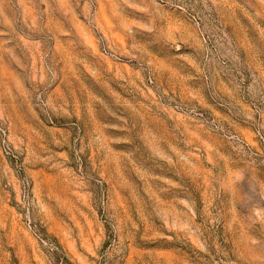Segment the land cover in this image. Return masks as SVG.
I'll list each match as a JSON object with an SVG mask.
<instances>
[{"label":"rangeland","instance_id":"374dc122","mask_svg":"<svg viewBox=\"0 0 264 264\" xmlns=\"http://www.w3.org/2000/svg\"><path fill=\"white\" fill-rule=\"evenodd\" d=\"M0 264H264V0H0Z\"/></svg>","mask_w":264,"mask_h":264}]
</instances>
